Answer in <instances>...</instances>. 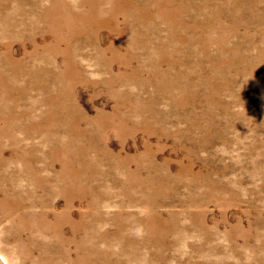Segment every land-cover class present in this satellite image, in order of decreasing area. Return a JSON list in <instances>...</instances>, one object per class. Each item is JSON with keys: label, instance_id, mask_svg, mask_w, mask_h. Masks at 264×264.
<instances>
[{"label": "rangeland", "instance_id": "obj_1", "mask_svg": "<svg viewBox=\"0 0 264 264\" xmlns=\"http://www.w3.org/2000/svg\"><path fill=\"white\" fill-rule=\"evenodd\" d=\"M0 264H264V0H0Z\"/></svg>", "mask_w": 264, "mask_h": 264}]
</instances>
